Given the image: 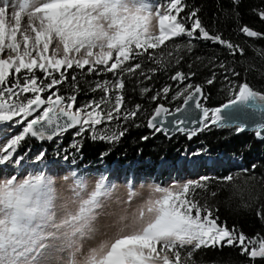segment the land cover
<instances>
[{"label":"snow or ice","instance_id":"1","mask_svg":"<svg viewBox=\"0 0 264 264\" xmlns=\"http://www.w3.org/2000/svg\"><path fill=\"white\" fill-rule=\"evenodd\" d=\"M232 3L238 5L239 0ZM187 9L186 0H0V137L6 142L0 150V171L9 163H21L18 147L29 136L52 140L79 127L77 135L91 132L94 140L118 141L123 130L109 134L108 129H97L113 120H135L140 114V105L125 107L126 80H150L171 61L179 65L183 59L180 53L185 48L191 51L197 40L227 48L232 56L244 54L239 44L209 32L199 18V9ZM254 11L264 21V9ZM239 32L249 39H264V32L247 25ZM182 36L187 41L175 43ZM146 61L159 67L145 68ZM219 67L229 71L223 61ZM69 70L85 76L111 74V79L95 81L91 90L103 95L76 107L80 89L75 74L70 84L73 94H60L59 86L68 81ZM192 75L182 71L171 75L172 81L182 85L172 99L182 98L183 103L175 111L157 104L147 118L149 129L167 135L166 117L173 116L177 117L171 121L173 127L189 139L212 127H234L239 135L249 125L244 121L233 124L224 115L227 110L251 109L264 114V93L247 82L236 85L221 107H204L198 99L203 98L202 86L185 83ZM215 77L213 72L207 83L213 84ZM171 88L164 86L151 100L167 98ZM150 91L146 85L141 88L142 94ZM190 102L200 113L191 120L196 125L191 129L187 127ZM13 124L20 130L9 133ZM252 131L264 141V122ZM44 155L39 154L37 160ZM185 162L207 163L187 158ZM218 179L231 182L234 177L229 174ZM74 184L70 198L74 206L64 204L58 215L52 180L46 174H36L22 183L11 173L0 180V264H39L38 258L50 248L67 253L61 264H188L192 253L182 255L185 246L193 251L235 247L251 264L264 260V236L237 233L194 199L195 190L205 188V183L152 185L149 197L133 210L121 207L139 195L131 185L128 200L121 202L113 201L116 186L105 176L91 191L79 178ZM258 215L264 217V211ZM105 235L107 239L84 252L86 241Z\"/></svg>","mask_w":264,"mask_h":264},{"label":"trees","instance_id":"2","mask_svg":"<svg viewBox=\"0 0 264 264\" xmlns=\"http://www.w3.org/2000/svg\"><path fill=\"white\" fill-rule=\"evenodd\" d=\"M186 3L187 10L199 9V18L209 32L220 33L224 39L239 44L244 49V54L237 53L232 56L227 48L210 41L197 40L191 51L185 48L180 53L183 59L179 65L173 60L169 67L157 71L152 79L143 80L141 77L143 83L137 79L126 80L125 107L134 108L140 105V114L135 120L127 122L113 120L98 126L97 129L98 131L108 129L109 134L123 130L124 135L118 141L94 140L91 132L77 135L79 130H76L51 143H38L27 137L19 145L18 153L23 159H27L31 150H35V155L44 150L43 159H54L59 164L82 174L100 176L112 170L114 163L118 167L127 165L123 168L126 174L130 173L142 180H151L160 186H164L169 172L163 171L159 176L158 162L161 159H168L174 164L179 155L188 149L197 148L214 157L220 155L239 157L241 158L239 165L236 163L232 166L225 165L221 160L220 165L207 177V181H200L205 183L206 187L196 189L194 199L201 206L211 209L221 224L235 229L237 233L242 232L247 237H255L257 234L264 236V217L258 215L264 211V141H257L253 133L237 135L235 129L221 130L215 127L201 131L191 141L186 135L181 134L168 139L163 134L149 131L147 127V118L157 104L175 110L183 103L182 98L172 99L178 87H182L170 79L176 71L194 73L185 83L202 86L204 107H220L228 102L236 85L243 82L264 93V55H261L264 51V39H249L239 32L243 25L264 32V21H261L254 11L264 9V0H239L238 5H234L232 0H186ZM186 41L187 37L182 36L175 43ZM221 61L229 71L225 72L219 67ZM144 66L159 67L150 61H146ZM233 71L239 75H233ZM213 72L216 74L215 82L209 85L207 80L212 77ZM73 74L78 77L80 89L77 93L76 107L93 99L98 100L103 95L101 92L91 90L95 87V81L111 79V74L107 77L85 76L78 70H69L68 81L59 86L61 95L73 94L70 86ZM145 85L151 91L142 94L141 88ZM166 85L172 86L167 98L161 96L159 100L153 102L151 96ZM142 137L147 139L142 140ZM245 169L247 171H244ZM229 174L234 177L231 182L218 179ZM181 252L185 257H188L189 252L192 253L191 257H188V264H251L246 256L240 254V249L235 247L201 248L193 251L191 246H185ZM256 264H264V260H257Z\"/></svg>","mask_w":264,"mask_h":264},{"label":"rangeland","instance_id":"3","mask_svg":"<svg viewBox=\"0 0 264 264\" xmlns=\"http://www.w3.org/2000/svg\"><path fill=\"white\" fill-rule=\"evenodd\" d=\"M152 2L157 3L156 0H152ZM0 150H2L1 145ZM196 152H202V155L193 156L192 154ZM186 158L197 161H207V163L189 164L185 162ZM221 160H223L225 165L232 166L235 163V159L233 157L224 155L221 159V157H214L213 155L203 152L197 148L188 149L179 156L174 167L166 160H162L158 166L157 174L160 175L166 170L169 172L163 187H170L174 183L182 184L188 181L200 182L202 181V177H208L210 173L220 165ZM213 161H216V163H213ZM205 164H208V166ZM49 165L50 170L42 172H44V174L52 180V188L55 196L54 203L56 205L58 215L61 213V209L64 204L67 203L70 207L74 206L70 203V198L74 195L75 179H81L86 185L87 190L91 191L95 187V183L101 178L100 175L82 174L72 171L68 169V167L61 166L53 161L49 162ZM17 167L18 165L9 163L3 171H0V180L6 178L9 173L16 177V182L18 183H22L25 179L32 177V172H28L25 166H23L25 168L20 172V174L17 173L19 169L15 172ZM113 170L114 173L106 171L103 174V176L107 177V179L116 186L112 196L113 201H127L129 196V185H131L135 191L139 193L138 196L131 200L130 205L121 204V207H129V210H133L139 204L143 203V201L150 195V186L157 185L151 182V180H142L139 177L127 175L124 170L116 165L113 166ZM72 173H75L76 176L74 177ZM113 207H115V204H113ZM107 238V235L97 236L95 239L86 241L83 245L84 252L86 253L90 247L97 246L101 240ZM62 256L66 259L67 253H59L55 249L50 248L46 250L44 255L38 258L39 264H61Z\"/></svg>","mask_w":264,"mask_h":264},{"label":"water","instance_id":"4","mask_svg":"<svg viewBox=\"0 0 264 264\" xmlns=\"http://www.w3.org/2000/svg\"><path fill=\"white\" fill-rule=\"evenodd\" d=\"M203 98H204V93H203ZM203 98H199L200 101L202 102ZM227 103V102H226ZM225 104V103H224ZM182 105V104H181ZM222 106V105H221ZM220 106V107H221ZM168 108V107H166ZM170 109V108H168ZM171 110V109H170ZM172 111V110H171ZM175 111V110H174ZM179 115V114H178ZM200 115L199 111L195 108V103L194 102H190V105L188 106V115H187V119L189 120V124L187 125V127L189 129L191 128H194L196 127V125L192 124L191 123V120L194 119V118H198ZM224 115L226 117H228L231 122L233 124L235 123H238L240 121H244L245 123H247L249 125V129L242 132V133H253L252 131V128L255 127V125L257 123H260V122H264V114H261L259 112H253L251 109H246V110H242V109H229L227 110ZM177 117H173V116H167L166 117V123L164 125L165 128H167L169 131H168V134L165 135L164 133H160V132H155V133H160V134H163L164 137L170 139L174 136H176L177 134H181V135H186V134H183V133H180L179 131H177L171 121L176 119ZM216 128V127H215ZM79 129V127H73V128H69L65 131H63L62 133H60L59 135L53 137L52 140H48V139H44V140H40V139H36V138H32L31 136H29L31 139L39 142V143H51L53 141H57L59 140L63 135H66V134H69V133H72L74 132L75 130ZM149 129V128H148ZM217 129H221V130H224V129H234V127H231V128H217ZM149 131L151 132H154L152 129H149ZM201 131H199L198 133H200ZM197 133V134H198ZM254 134V133H253ZM187 136V135H186ZM197 135L193 136L191 139L188 138L187 136V139L189 141H191L194 137H196ZM255 136V135H254ZM256 138V137H255ZM257 141H261L260 139L256 138ZM263 142V141H261Z\"/></svg>","mask_w":264,"mask_h":264},{"label":"bare ground","instance_id":"5","mask_svg":"<svg viewBox=\"0 0 264 264\" xmlns=\"http://www.w3.org/2000/svg\"><path fill=\"white\" fill-rule=\"evenodd\" d=\"M206 166H208V164H205Z\"/></svg>","mask_w":264,"mask_h":264}]
</instances>
